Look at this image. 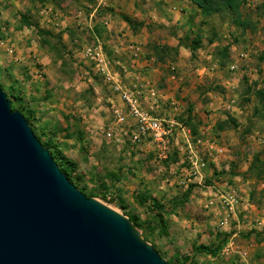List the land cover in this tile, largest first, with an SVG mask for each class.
Wrapping results in <instances>:
<instances>
[{"label":"rangeland","instance_id":"374dc122","mask_svg":"<svg viewBox=\"0 0 264 264\" xmlns=\"http://www.w3.org/2000/svg\"><path fill=\"white\" fill-rule=\"evenodd\" d=\"M181 4L192 32L152 0H0V87L70 181L169 264H264V0L242 4L248 28ZM239 48L259 77L232 74Z\"/></svg>","mask_w":264,"mask_h":264},{"label":"water","instance_id":"95a60500","mask_svg":"<svg viewBox=\"0 0 264 264\" xmlns=\"http://www.w3.org/2000/svg\"><path fill=\"white\" fill-rule=\"evenodd\" d=\"M0 264H169L70 181L1 87Z\"/></svg>","mask_w":264,"mask_h":264},{"label":"crops","instance_id":"0c3cea01","mask_svg":"<svg viewBox=\"0 0 264 264\" xmlns=\"http://www.w3.org/2000/svg\"><path fill=\"white\" fill-rule=\"evenodd\" d=\"M152 1L154 3H156V5L158 7H162V8H160L162 10L161 13L167 14V16H165V15L159 16V14H156L155 15L156 16V18H155L156 20H158V18H162L165 23H168L169 22L168 18L172 17L173 21H171V22L180 24L181 26L183 25V27L185 25H190L191 24L190 28H192V30H190V29L187 30L186 29L185 30L186 33H189L190 31L191 32L193 31V29L195 28L194 24L192 23V21L194 19L193 18V13H192L193 8L186 9V6L181 4V2H185L186 0H178L179 2H175L173 0H152ZM189 2L195 7V9L198 12V14H202L201 10L195 4H193L191 1H189ZM138 11H139L138 14L142 15V12L140 10H138ZM165 11H167V12L164 13ZM209 41H210V43H214V37H210ZM168 42L169 43H173V45H175V46H177L178 43H179V41L175 42V41H172V40H169ZM233 49H236V47H233ZM250 55H251L250 50L239 48V51L237 52L236 60L234 62H232L231 65H230V68H232V74L245 75L246 70L248 68H250L251 72H252V70H254V68L250 67V65H249V56ZM259 61H260L259 65L264 64V57L259 59ZM200 66L201 67L198 70L199 73H203V71H205V73H213L216 70V67L218 69H220V67L218 65L216 67H215V65H213L214 67L213 66L208 67V65H203L201 63ZM262 67H264V65L260 66V68H262ZM254 71L256 72L257 77H259L260 76L259 73H261V70L255 69ZM262 72H263V70H262ZM262 79H264V76H263ZM232 87L233 88L235 87L234 86V81H233V86Z\"/></svg>","mask_w":264,"mask_h":264},{"label":"trees","instance_id":"16d2710c","mask_svg":"<svg viewBox=\"0 0 264 264\" xmlns=\"http://www.w3.org/2000/svg\"><path fill=\"white\" fill-rule=\"evenodd\" d=\"M195 4L200 10L202 15H213L214 13H219L227 10L230 14L235 16L236 25L241 28H248L250 22L248 19L242 17L241 6L246 2V0H189ZM198 43V40H195ZM262 161L260 158H255L250 166L251 171H255L259 166V162ZM256 173V172H255ZM257 177L264 179V170H258ZM259 175V176H258Z\"/></svg>","mask_w":264,"mask_h":264},{"label":"built area","instance_id":"2783aa9c","mask_svg":"<svg viewBox=\"0 0 264 264\" xmlns=\"http://www.w3.org/2000/svg\"><path fill=\"white\" fill-rule=\"evenodd\" d=\"M132 102V101H131ZM135 113L140 115L141 113L138 111V109H136V107H134ZM142 115V114H141ZM146 119V118H144ZM148 128L153 132V135L156 138H160L162 140L163 135L166 133V130L163 126V124L161 123L160 120L158 119H153L148 123Z\"/></svg>","mask_w":264,"mask_h":264}]
</instances>
